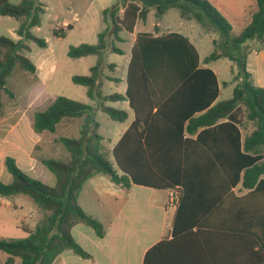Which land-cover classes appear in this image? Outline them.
<instances>
[{
	"label": "trees",
	"instance_id": "trees-1",
	"mask_svg": "<svg viewBox=\"0 0 264 264\" xmlns=\"http://www.w3.org/2000/svg\"><path fill=\"white\" fill-rule=\"evenodd\" d=\"M255 2L257 10L239 34L209 0H117L103 10L106 27L97 43L70 46L67 52L69 58L94 56L97 62L88 75H74L71 80L85 86L88 98L98 100V110L115 122H125L129 114L105 102L128 101L134 120L108 149L89 104L60 95L46 110L35 112L32 129L40 134L55 133L64 118H80L82 123L77 138L55 139L63 146L65 159L36 157L54 175V186L27 175L13 157L5 158L13 181H0V196L28 197L47 212L27 236L0 237V252L8 255L7 264H13L15 258L20 264H52L67 250L88 259L74 240L72 228L81 223L98 237L106 233L103 224L79 204L86 182L97 175L108 176L113 184L127 189L133 184L162 190L182 188L174 238L153 248L175 245L209 213H228L243 219L245 247L257 263L264 264V88L254 84L247 63L250 42L264 48V0ZM171 9H177L184 20L217 33L219 38L213 40V51L204 63L228 58L236 65L235 74L231 69L235 82L231 98L217 102L221 94L217 76L211 68L201 67L198 51L188 36L159 34L157 22ZM152 11L156 34L137 35L126 71L127 91L124 95H103L104 70L116 66L106 62L105 53L124 55L116 46V42H123L120 33H133L137 22H145ZM45 13L40 0H21L18 5L0 0V16L19 22L17 41L0 36V113L2 95L14 96L7 81L16 66L31 74L37 72L26 53L31 51L29 42L47 48L46 41L32 33ZM65 32L53 30L58 37H65ZM106 79L116 82L115 78ZM243 121L253 123L252 132L244 138ZM38 148L36 145L34 151ZM239 184L249 193L236 197L233 188Z\"/></svg>",
	"mask_w": 264,
	"mask_h": 264
},
{
	"label": "rangeland",
	"instance_id": "rangeland-1",
	"mask_svg": "<svg viewBox=\"0 0 264 264\" xmlns=\"http://www.w3.org/2000/svg\"><path fill=\"white\" fill-rule=\"evenodd\" d=\"M40 1L45 6L46 13L42 15L41 25L33 28L32 33L36 37L44 39L48 47L42 49L35 43L29 42L31 52L26 53V56L30 58L35 65H53L54 75L48 84V93L51 96L63 95L66 98L87 103L94 108V119L100 124V134L104 137L103 144L106 148L112 149L131 124L134 113L129 109L126 102L106 101V106L126 110L131 114L125 122L120 123L112 120L107 113L98 110V100L91 101L86 95L87 88L85 86L76 85L71 80V77L74 75H88L90 66L92 67L96 64L97 58L94 56H87L80 59H72L68 57L67 52L70 46H77L82 43L95 45L97 43L99 33L106 27V24L102 21V9L112 6L116 0ZM20 2L21 0H11V3L14 5H18ZM240 7L241 8H234V11L222 12L228 19L227 21L232 25L233 31L236 34L242 32L250 19V15L257 10L255 0H241ZM75 16L79 17L78 21H75ZM155 21V16L151 13L144 25L141 22L138 24L137 31H153ZM17 25H19V22L14 18L0 17V36L17 41V32L15 30H13V33L11 32ZM70 25L72 28L67 30ZM159 26L166 32H168V30L172 32H186L187 30H191L194 35H200L202 43H197L196 46L202 58L208 56L213 51V39L215 38L216 40L219 38L214 30H206L194 21L184 20L177 9L169 10L163 18H161ZM53 30H65V37L55 36ZM120 37L123 39V42H116V46L124 52V55L110 52H106L104 55L107 63L115 62L119 64V72L117 73H111L109 69H105L104 71L105 74L114 76L115 78L123 74V69L126 67L127 56H130L131 39H134V35L124 31L120 33ZM247 46L250 52L251 50H258L260 44L252 41ZM249 61L255 69V75L259 80L258 85L264 88V62H260L253 53L249 56ZM233 65L235 64L228 58L210 63L220 83L227 81L231 83L228 87L224 88L222 86V94H220L218 102L232 97L233 87L235 85L233 75H231ZM236 72L237 67L235 66L234 74ZM34 80L36 79L33 77V74L23 71L16 66L7 81V88L13 92L14 96L10 97L5 93L2 95L3 109L0 113V181L7 184L13 181V177L6 169L5 158L7 156L13 157V151H16L13 147L15 142H17L16 144L22 142H30L32 144L35 139L32 131L33 113H35L36 110L45 109L48 104L38 103L36 102V98H32L34 95L32 89L37 87L38 84V81ZM125 91L126 84H116L113 81H106L102 93L104 95L112 93L124 94ZM65 121H69L70 124L59 125L55 133L47 132V134L42 137L41 142L38 144L39 148L34 151L35 157L51 158L55 156L56 158L65 159L66 154L63 146L55 142V139L63 135L66 137H77L81 119H66ZM252 130L253 123H243L242 131L244 135L249 134ZM39 168L33 171V177H36L50 186H54V175L46 171L50 176L49 178H51L48 179L44 177L43 171H40L41 169ZM41 168L47 170L42 163ZM25 173L29 176L31 175L28 172ZM95 180H98L102 185L96 190L98 193H94V185L87 184L86 188H84L80 194L79 204L90 213L101 215L102 213L94 208L95 203L99 198L102 200L104 199V192L109 189L112 181L108 176L104 175L96 176ZM17 203H22V205L25 206L24 211L29 213V215L24 218L23 226L27 224L28 219H31L27 227H33L35 225L32 228L35 229L36 225H40L47 215V212L39 210L38 206L28 197L0 196V237H24L21 228L15 229L9 225L12 219L22 217L24 213L21 210H17Z\"/></svg>",
	"mask_w": 264,
	"mask_h": 264
},
{
	"label": "crops",
	"instance_id": "crops-1",
	"mask_svg": "<svg viewBox=\"0 0 264 264\" xmlns=\"http://www.w3.org/2000/svg\"><path fill=\"white\" fill-rule=\"evenodd\" d=\"M209 1L214 6H216V8L221 13L234 11V8L236 7L241 8V0ZM108 7H104L102 9V13L103 10ZM151 13L154 14V11L150 12L149 17ZM74 19L75 21H78L79 17L75 16ZM140 22L141 20L137 22L134 32L130 33L134 35V39H131L132 42L130 45V56H127L126 67H124L123 69L122 76L115 78L114 76H109L104 72L106 81H112L106 78H115L116 82H113H115L116 84H126V91V71L131 59V48L133 46V43L136 41L137 35L139 33L148 32L156 34L154 30L156 21L153 25V31H137V26ZM146 22L147 20L141 23L144 25V23ZM159 22H157L159 34H167L172 32L169 30L168 32L163 31L159 26ZM18 27L19 25H17L15 29L13 28L11 32L13 33V30L17 31ZM179 33L188 36L190 38V41L193 43L194 47L198 51L196 44L202 43L200 35H194L191 30ZM252 53L256 55L257 59L260 62H264V48H259L258 50H251L247 58L249 69L248 71L252 74L253 82L255 85L260 86L258 85L259 80L255 75V69L254 67H252V64L249 61V56ZM198 54L200 57L201 67L211 68L214 74L217 76L216 72L214 71V68L210 66V63H204V59L207 56L202 58L199 51ZM111 63L116 64L115 62ZM235 66L236 65L232 66L233 70L235 69ZM118 67L119 64H116L114 68H111L109 70L111 71V73H117L119 72ZM36 68L37 72L36 74H33V77H35V79L38 81V84L37 87L32 89L34 91V95L32 98H36V102L41 104L48 103L45 109L38 110L44 111L58 97L53 95L51 96L48 93V84L53 78L54 67L53 65L41 66L36 64ZM105 82H103V86ZM218 82L220 84L222 94V83H220L219 79ZM122 102H126L129 106L128 101ZM129 109L133 111L130 106ZM35 112H37V110ZM34 114L35 113H33V117ZM128 114L129 116H131L129 112ZM64 119L61 120L58 126L70 124L69 121H65L66 119ZM81 123L82 119L81 122H79V129ZM33 133L35 139L32 144L30 142H22L18 144H16L17 142L14 143L13 147L16 151H13V158L15 157L14 160H16V164H18V166L22 170H24V172L30 173L31 177H33V171L40 167L39 169H41L40 171H43L44 177L51 179L49 178V174H47L46 172L48 170H44L43 168H41V163L34 156L35 146L41 142L42 137L46 135L47 132L40 134L33 131ZM242 135L243 138L246 136L244 135L243 131ZM53 158L56 157L54 156ZM95 179L96 176L87 181L84 188H86L87 184H92L95 186L94 193H98V191L96 190H98L102 185L98 180ZM233 191L235 192L236 197H242L249 193V190L243 188L241 184H239L237 187H234ZM172 192L180 193L181 191L178 188L162 190L148 186H140L137 184H133L130 188L127 189L122 186L115 185L113 184V182H111L109 189L104 192V199L102 200L99 198L96 200L95 203L94 208L100 211L102 213L101 215H97L96 213H90L84 208L88 215L98 219L103 224L106 230L104 237H98L94 230L87 227V225L85 224H76L72 228V235L74 237V240L86 251V253L89 255V258L86 259L84 257H81L80 255L75 254L71 250H67L61 253L52 264H259L257 263L256 258L251 252V250L245 247V231L243 230V225H241L243 219L236 215H229L228 213H209L201 218L199 224L193 227L191 233L182 236L180 238V241H177L175 245H165L160 248H153L160 241L168 242L172 241L174 238L173 225L175 216L177 214L178 206H171L169 203L170 195ZM24 208L25 206L22 205V203H17V210H21L24 213L22 217L12 219L9 225L15 229L21 228L25 237L30 231L34 230L32 228L35 225L33 227H27L29 226L31 221V219H28L27 224L23 226L24 218L29 215V213H26V211H24ZM1 253L3 252H0V264H7L6 260L8 258V255L6 253ZM19 262L20 259L15 258L13 264H20Z\"/></svg>",
	"mask_w": 264,
	"mask_h": 264
},
{
	"label": "built area",
	"instance_id": "built-area-1",
	"mask_svg": "<svg viewBox=\"0 0 264 264\" xmlns=\"http://www.w3.org/2000/svg\"><path fill=\"white\" fill-rule=\"evenodd\" d=\"M175 188H178L182 192V188L180 186H177ZM173 188V189H175ZM180 201V193H171L169 203L171 206H178Z\"/></svg>",
	"mask_w": 264,
	"mask_h": 264
}]
</instances>
